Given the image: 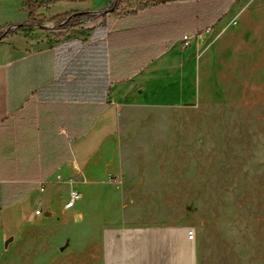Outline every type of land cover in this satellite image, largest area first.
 Wrapping results in <instances>:
<instances>
[{"label":"rangeland","instance_id":"rangeland-1","mask_svg":"<svg viewBox=\"0 0 264 264\" xmlns=\"http://www.w3.org/2000/svg\"><path fill=\"white\" fill-rule=\"evenodd\" d=\"M33 1L49 3L39 9L49 17L108 0ZM159 2L120 0L115 16ZM190 55L168 107L150 109L144 134L128 136L125 176L83 184L76 210L25 232L14 264H264V0H239L162 63L170 71ZM110 131L90 135L89 156ZM67 194L65 185L36 193L24 218Z\"/></svg>","mask_w":264,"mask_h":264},{"label":"crops","instance_id":"crops-1","mask_svg":"<svg viewBox=\"0 0 264 264\" xmlns=\"http://www.w3.org/2000/svg\"><path fill=\"white\" fill-rule=\"evenodd\" d=\"M111 1L60 15L103 13ZM24 2L0 0V28L27 23ZM53 17L47 16L48 25ZM122 18L109 11L94 28L26 27L0 44V264L21 260L25 232L63 210V202L56 207L53 199L46 205L40 199L25 219L23 209L36 193L65 185L68 196L83 184L123 178L128 136L144 134L150 109L168 107V86L192 55L165 69L169 53L183 49L180 40L146 69L115 83V21ZM136 119L141 126L131 128ZM107 129L89 156L90 135Z\"/></svg>","mask_w":264,"mask_h":264},{"label":"trees","instance_id":"trees-1","mask_svg":"<svg viewBox=\"0 0 264 264\" xmlns=\"http://www.w3.org/2000/svg\"><path fill=\"white\" fill-rule=\"evenodd\" d=\"M175 1L160 0L153 5H143L115 21V83L127 81L146 69L184 35L203 34L220 24L239 0H186L179 4ZM119 4L120 0H114L103 13H70L55 16L52 21L57 29L94 28L109 11L116 14ZM41 5L49 6V3ZM41 5L25 0L24 7L29 11L27 23L0 28V44L26 27L44 29L47 16L39 13Z\"/></svg>","mask_w":264,"mask_h":264},{"label":"built area","instance_id":"built-area-1","mask_svg":"<svg viewBox=\"0 0 264 264\" xmlns=\"http://www.w3.org/2000/svg\"><path fill=\"white\" fill-rule=\"evenodd\" d=\"M211 29L207 30L206 32H210ZM196 38H200V34L199 33H196V34H187L183 37L182 39V47L183 49H187L189 48V46L191 45V42L192 40L196 39ZM82 198H83V195L82 193L77 190V189H74L72 188L69 192V195H68V199L65 201L64 205H63V211L64 212H72L74 211L78 204L82 201ZM42 210H37L35 212V214L37 216H40L42 215ZM188 239L189 240H194V234L193 233H189L188 234Z\"/></svg>","mask_w":264,"mask_h":264},{"label":"water","instance_id":"water-1","mask_svg":"<svg viewBox=\"0 0 264 264\" xmlns=\"http://www.w3.org/2000/svg\"><path fill=\"white\" fill-rule=\"evenodd\" d=\"M13 241V239L8 240V242L6 243V248L9 246V244Z\"/></svg>","mask_w":264,"mask_h":264},{"label":"bare ground","instance_id":"bare-ground-1","mask_svg":"<svg viewBox=\"0 0 264 264\" xmlns=\"http://www.w3.org/2000/svg\"><path fill=\"white\" fill-rule=\"evenodd\" d=\"M184 87V86H183ZM185 89V88H184Z\"/></svg>","mask_w":264,"mask_h":264}]
</instances>
